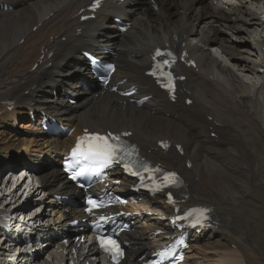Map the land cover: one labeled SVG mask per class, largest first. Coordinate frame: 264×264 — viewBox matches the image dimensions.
<instances>
[{
    "label": "bare ground",
    "instance_id": "bare-ground-1",
    "mask_svg": "<svg viewBox=\"0 0 264 264\" xmlns=\"http://www.w3.org/2000/svg\"><path fill=\"white\" fill-rule=\"evenodd\" d=\"M88 1L0 0V159L12 161L26 155L20 163L40 174L41 185L33 190V203L43 209L40 214L15 211L16 185L4 190L0 180V213L7 215L14 210L12 226L18 235L7 237L0 224V262L4 261L1 255L21 246L23 260L29 261L18 240L34 232L32 226L37 233L45 234L48 245H54L56 235L67 231L68 221L80 217L79 209L59 205L54 196L73 192L56 163L61 164L59 156L72 145L74 136L89 128L101 132L132 131L131 139L142 155L181 173L184 186L179 197L176 195L180 200L177 206L204 205L214 209L218 229L213 230H220L225 241L211 248L216 261L264 264V70L260 72L264 69V0H237L228 9L209 0H107L94 20L81 23L79 13ZM3 3L12 5L14 10L2 11ZM113 17L131 21L133 26L125 35H116L112 32ZM166 44L187 50L197 63L196 69L180 68L187 79L178 83L180 92L175 102L145 75L153 50ZM214 49L221 59L213 54ZM85 50L102 59L107 58L108 50L116 51L118 70L114 82L124 81L121 90L136 86L138 98L152 96L151 100L137 107L89 81L82 56ZM74 95L80 96V102L71 106L67 98ZM83 95L88 96L82 98ZM186 98L193 100L191 106H186ZM217 98L225 102L221 112ZM6 102H12L13 108H8ZM236 110L249 116L255 125L249 134L235 128V142L242 146L231 150L229 160L213 168L206 165L205 173H197L202 158L192 153L193 144L185 142L183 129L194 126L198 117L205 120L203 135L211 137L215 133L212 149H220V131L233 124L231 111ZM25 113L47 114L65 126L76 127V132L62 141L45 136L39 140L14 138L19 144L15 148L12 132ZM142 138L157 141L146 147ZM161 141L171 143L168 152L158 148ZM176 145H182L183 155L176 151ZM29 151V155L40 154L27 157ZM5 164L0 165V171L18 167ZM116 173L121 175V170ZM118 179H123L119 190H126L128 180L123 176ZM9 198L12 201L4 205ZM149 202L155 203L163 216L173 215L174 206ZM22 218L27 225L20 224ZM144 227L158 228L152 223ZM206 232L195 234L191 240L214 238L205 236ZM145 233L138 226L127 235L132 247L122 264H140L139 253L151 245ZM200 242L192 244L190 251ZM78 244L74 247L81 257L87 245L81 243L77 248ZM231 244L236 245V251L231 250ZM211 245L202 247L210 249ZM50 256L54 257L53 264H58L55 259L62 255L53 250ZM35 257L39 258V253ZM192 257L187 259L189 264H193ZM85 259L99 264L93 248ZM36 260L38 264H52L45 259Z\"/></svg>",
    "mask_w": 264,
    "mask_h": 264
},
{
    "label": "rangeland",
    "instance_id": "rangeland-1",
    "mask_svg": "<svg viewBox=\"0 0 264 264\" xmlns=\"http://www.w3.org/2000/svg\"><path fill=\"white\" fill-rule=\"evenodd\" d=\"M224 32L226 33V35L229 34L226 31ZM20 44H22V42ZM216 100H217L219 112H221L220 109H223L225 102L223 98H217ZM231 116L234 119L233 124L230 127L222 129L220 131V137L223 141V146L220 149H212V144L214 143L215 138H211L209 136L203 135L202 131L204 128L207 127V123L205 120L198 117L197 122L194 126H191L188 129H183L186 132L185 142H187L188 144H193L191 145L192 153L198 156L199 158H202L201 163L199 164V167L196 170L197 173H200V172L205 173L206 165H210L213 168L229 160L231 150L239 149L242 146V144H238L235 142V139H234V129L235 128L242 132L249 134L252 127L255 125L254 120H252L249 116L245 115L244 113L238 110L231 111ZM240 120L243 122L242 124H240ZM30 122L31 121L29 117L18 119V123L16 124V131H13V130H12L13 132L11 131L15 135V137L12 138V143H14L13 145L15 148H18L19 144H17L14 138H17V139L20 138L19 140H22L24 138L28 139L32 136L30 132V125H31ZM142 139H143V145L146 147H152L157 141V140L148 139V138H142ZM0 142H3V141H0ZM3 149H4V146L1 148V150ZM20 149L23 150V147L21 145H20ZM16 151L17 150H15V152ZM30 153L32 152L29 151L28 155ZM36 154H40V153H36ZM0 160H5V159H0ZM206 236H214V238L207 237L206 239L201 240L200 244L198 243L199 245L196 244V246L197 245L198 246L197 247L195 246V248L193 249L192 254H191L193 257L190 258V260L192 261L193 264H220L219 261L215 260L217 258H215L216 256L213 254L211 248L214 246L219 247L220 244H223L225 242L222 239V234L216 233V232H209ZM208 243H212L210 249H208V247L207 248L202 247ZM235 247H236L235 244L230 245L231 250L236 251ZM222 255L223 254H221V256Z\"/></svg>",
    "mask_w": 264,
    "mask_h": 264
},
{
    "label": "snow or ice",
    "instance_id": "snow-or-ice-1",
    "mask_svg": "<svg viewBox=\"0 0 264 264\" xmlns=\"http://www.w3.org/2000/svg\"><path fill=\"white\" fill-rule=\"evenodd\" d=\"M157 55H160L159 51L157 52ZM94 139L99 141V143L95 145L89 144L88 151L85 154V158H89V156H91L92 158H96L99 161V163L107 164L110 161L119 162L121 158L126 157L128 155L124 147L120 143H118L119 141L118 137H113L111 134H109V137L107 138L106 137H94ZM79 146H80V142H78V147ZM73 155H76L75 151L73 152ZM129 163L124 164L126 169L129 167ZM171 175H174V174H171ZM89 203L92 204L93 206L96 205V202L92 200H89ZM193 226H195V224ZM100 245L101 247H105L106 251L113 253L114 259L116 258V256L122 255L119 245L114 239L100 238ZM106 245L108 246L106 247Z\"/></svg>",
    "mask_w": 264,
    "mask_h": 264
}]
</instances>
